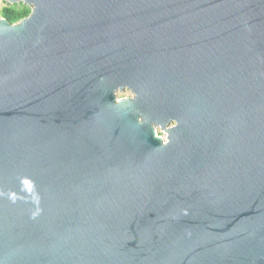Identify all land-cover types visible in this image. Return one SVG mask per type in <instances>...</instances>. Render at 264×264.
Wrapping results in <instances>:
<instances>
[{
	"label": "water",
	"instance_id": "water-1",
	"mask_svg": "<svg viewBox=\"0 0 264 264\" xmlns=\"http://www.w3.org/2000/svg\"><path fill=\"white\" fill-rule=\"evenodd\" d=\"M7 1L0 264H264V0Z\"/></svg>",
	"mask_w": 264,
	"mask_h": 264
},
{
	"label": "trees",
	"instance_id": "trees-1",
	"mask_svg": "<svg viewBox=\"0 0 264 264\" xmlns=\"http://www.w3.org/2000/svg\"><path fill=\"white\" fill-rule=\"evenodd\" d=\"M32 8L23 3H10L0 9V16L8 19L11 23H16L29 16Z\"/></svg>",
	"mask_w": 264,
	"mask_h": 264
},
{
	"label": "rangeland",
	"instance_id": "rangeland-1",
	"mask_svg": "<svg viewBox=\"0 0 264 264\" xmlns=\"http://www.w3.org/2000/svg\"><path fill=\"white\" fill-rule=\"evenodd\" d=\"M7 4H9V2L7 0H0V9H2L4 6H6ZM0 18H2L0 16ZM117 95L119 98H122V97H130L132 96V92L130 90H124V91H118L117 92ZM158 132L159 134H161L163 137H166V134L162 132V130L160 128H158Z\"/></svg>",
	"mask_w": 264,
	"mask_h": 264
},
{
	"label": "flooded vegetation",
	"instance_id": "flooded-vegetation-1",
	"mask_svg": "<svg viewBox=\"0 0 264 264\" xmlns=\"http://www.w3.org/2000/svg\"><path fill=\"white\" fill-rule=\"evenodd\" d=\"M163 132V131H162ZM164 133V132H163Z\"/></svg>",
	"mask_w": 264,
	"mask_h": 264
}]
</instances>
